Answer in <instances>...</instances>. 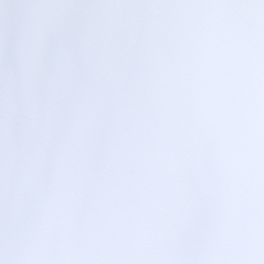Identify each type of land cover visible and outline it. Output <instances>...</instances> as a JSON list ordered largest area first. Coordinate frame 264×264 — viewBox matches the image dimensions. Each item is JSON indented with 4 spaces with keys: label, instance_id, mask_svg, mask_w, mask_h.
Segmentation results:
<instances>
[{
    "label": "snow or ice",
    "instance_id": "6c2138e0",
    "mask_svg": "<svg viewBox=\"0 0 264 264\" xmlns=\"http://www.w3.org/2000/svg\"><path fill=\"white\" fill-rule=\"evenodd\" d=\"M0 264H264V0H0Z\"/></svg>",
    "mask_w": 264,
    "mask_h": 264
}]
</instances>
